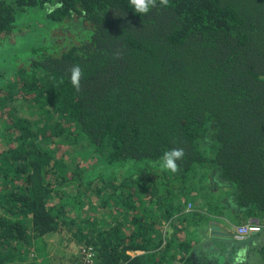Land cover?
Here are the masks:
<instances>
[{
    "label": "trees",
    "instance_id": "16d2710c",
    "mask_svg": "<svg viewBox=\"0 0 264 264\" xmlns=\"http://www.w3.org/2000/svg\"><path fill=\"white\" fill-rule=\"evenodd\" d=\"M33 10L0 44V264L64 232L97 264H264V0H0L1 40Z\"/></svg>",
    "mask_w": 264,
    "mask_h": 264
},
{
    "label": "rangeland",
    "instance_id": "374dc122",
    "mask_svg": "<svg viewBox=\"0 0 264 264\" xmlns=\"http://www.w3.org/2000/svg\"><path fill=\"white\" fill-rule=\"evenodd\" d=\"M28 16V20H21L14 32L11 35H7V40H1L0 37V44L6 46L5 49H7V47H14V49H24L28 45L26 33H23L26 31L23 29L35 31L37 28H39L41 24L40 19H42L41 14L35 10H33V12ZM5 49L1 50L0 52L6 51ZM202 174H204L203 180H195L196 184H199V186L208 182V179L206 178L207 176L205 175L206 173L200 172L199 175L202 177ZM198 178L200 177L198 176ZM229 217L230 215L228 214L214 217L217 222L211 221L210 224L212 225L210 228H213V225H217L215 228H213V230L220 234L226 233V235L229 237H233L232 234L235 233L236 227L240 225L235 224L236 222H232ZM69 238V234L65 232L47 237L48 264H77L79 260L84 261V257L82 258L81 253L82 246H79L74 241H70ZM254 258L255 254L253 253L249 256L248 261Z\"/></svg>",
    "mask_w": 264,
    "mask_h": 264
},
{
    "label": "clouds",
    "instance_id": "9594fccd",
    "mask_svg": "<svg viewBox=\"0 0 264 264\" xmlns=\"http://www.w3.org/2000/svg\"><path fill=\"white\" fill-rule=\"evenodd\" d=\"M131 4L134 8L135 13L137 14H147L150 10L155 7L156 0H131ZM161 4L166 6L167 0H161ZM81 76V69L79 66H76L72 69V83L76 86H79V78ZM184 156V151L179 148H174L168 152H165L163 156L164 165L175 171L177 168V161ZM259 220V219H258ZM260 221V220H259Z\"/></svg>",
    "mask_w": 264,
    "mask_h": 264
},
{
    "label": "built area",
    "instance_id": "2783aa9c",
    "mask_svg": "<svg viewBox=\"0 0 264 264\" xmlns=\"http://www.w3.org/2000/svg\"><path fill=\"white\" fill-rule=\"evenodd\" d=\"M262 229L263 224L261 221L255 219L237 226L233 235L236 239H246L257 232L262 231ZM81 253L84 256L83 264H97V254L94 249L90 247H82Z\"/></svg>",
    "mask_w": 264,
    "mask_h": 264
},
{
    "label": "crops",
    "instance_id": "0c3cea01",
    "mask_svg": "<svg viewBox=\"0 0 264 264\" xmlns=\"http://www.w3.org/2000/svg\"><path fill=\"white\" fill-rule=\"evenodd\" d=\"M255 219H257V218H251V219H249L247 222H249V221H252V220H255ZM258 220V219H257ZM216 222H217V220H216ZM222 235H226V233H223ZM233 235V234H232ZM228 236V235H227ZM234 236V235H233Z\"/></svg>",
    "mask_w": 264,
    "mask_h": 264
}]
</instances>
